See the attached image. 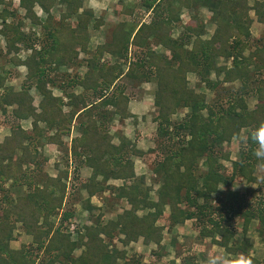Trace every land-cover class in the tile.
Returning <instances> with one entry per match:
<instances>
[{
  "label": "trees",
  "instance_id": "1",
  "mask_svg": "<svg viewBox=\"0 0 264 264\" xmlns=\"http://www.w3.org/2000/svg\"><path fill=\"white\" fill-rule=\"evenodd\" d=\"M248 1L143 0L142 6L153 10L151 20L130 26L121 21L113 26L80 76L59 71L61 66L77 63L79 49L87 52L88 29H99L104 24L101 17L96 18L92 10H81L82 0H19L23 18L39 30L26 33L17 18L18 9L10 1L0 0L4 56L7 63L26 67V83L14 90L4 86L10 69L0 64V111L10 109L15 120L32 119L31 129L14 124L0 142V264H156L165 254L164 231L171 232L187 220H193L199 241L208 238L228 254H242L252 264H263L250 255L252 245L246 234L255 220V230L264 242V166L254 156L256 145L250 139L243 141L234 159L224 149L242 131L247 137L264 122V0H252L251 6ZM58 5L64 9L56 17ZM202 6L213 13L209 22H215L216 28L211 37L202 38L206 23L199 13L174 36L181 8L197 12ZM249 9L263 26L257 38L250 32ZM252 41L254 49L245 55ZM22 50L26 51L24 58ZM104 53L123 62H102ZM218 57L231 58L230 66L217 65ZM189 73L198 77L197 85L214 93L212 103L205 92L189 85ZM123 77L138 84L155 83L154 145L147 152L138 150L121 129L110 130L114 121L121 126L134 117L126 84L119 82ZM32 88L39 97V111L32 103ZM53 88L67 99L53 95ZM251 94L256 99L253 108L247 102ZM181 111L183 115L173 119ZM75 128L78 135L70 139L68 147L63 137ZM114 137L117 144L112 142ZM45 142L63 149L65 166L55 177L37 179L32 170H42L43 162H38L36 146ZM151 152L155 153L156 199L150 195L151 187L144 184V175L135 174L132 159ZM70 160L91 170L81 185L88 192L82 204L85 210L95 208L91 196L109 189L116 198H126L130 208L107 220L100 213L95 221L79 227L73 210L64 208ZM258 167L263 169L259 178ZM109 179L122 183L107 186ZM236 180L257 187L233 190ZM139 209L144 210L142 215L137 214ZM236 218L241 225L239 241L235 240ZM17 223L32 240L13 249L9 243ZM119 234L123 245L141 237L144 244L153 242L157 249L146 262L140 254L126 257L124 251L110 247ZM170 242L175 247L176 237ZM79 248L80 254L75 255ZM175 254L179 263L171 259L167 264H205L204 256L198 261L193 254Z\"/></svg>",
  "mask_w": 264,
  "mask_h": 264
},
{
  "label": "rangeland",
  "instance_id": "2",
  "mask_svg": "<svg viewBox=\"0 0 264 264\" xmlns=\"http://www.w3.org/2000/svg\"><path fill=\"white\" fill-rule=\"evenodd\" d=\"M12 2L13 5H15L16 3H18V0H9ZM117 2L116 4H112V6L110 5L109 7L105 8V9H101L99 11L95 10V17L96 18H102L103 20V16L102 15H106L109 16V19H112V15L114 17V21H116L117 23L121 22V20L123 21H127L130 23L127 24H133V23H138V25L145 21L148 22L151 20V18L153 17V10H149L145 7L142 6L141 1L143 0H114ZM15 3V4H14ZM249 6L252 5V0L248 1ZM17 5V4H16ZM18 8V7H17ZM64 9V7L62 5H58L56 7V9H54L55 11V15L56 17H58V14L60 12V10L62 11ZM91 10L88 6H82L81 10ZM18 19H20L23 22V30L26 33H32V32H37L38 33V29L34 26L30 25V22L28 19H24V13L25 11L23 9H18ZM38 11L37 15H42V13ZM198 15L197 13H199V15L202 16V19L204 20V22L206 23V27H205V31L202 34V38H210L211 35L213 34L215 28H216V24L215 22H209L211 21V17H212V12L210 10H208L205 6L199 7V10L197 12H195V10L192 11H188L186 8H181L180 10V22L179 24H177V29L175 30V35L176 36L178 34L179 31L183 30V25L188 23L189 21H191V17L193 14ZM102 14V15H100ZM123 14V15H122ZM248 15L251 19V27H250V32L253 38H257L262 34V29L263 26L261 23H259L256 19V15L254 13V11L252 9H249L248 11ZM120 20V21H119ZM103 26V25H102ZM100 26L99 29H94L92 26L89 27L88 32L90 35V39H89V43L87 46V52H83L82 50L79 49V53L77 56V59L75 60L77 63L76 64H70V65H64L61 66L62 68L60 69L59 72H64L66 75H73L74 73H79V75H83L86 70H87V66L86 63L87 61L92 57L93 51L95 50V47L104 42L106 40V35H108V33L111 31L112 29V25L109 26L107 29L106 34L103 32V27ZM100 32L102 34H100ZM100 38H97L99 37ZM251 46H249V48H247L244 52L245 55L248 54V52L251 49H254V41L250 42ZM3 44L0 41V45ZM21 56H24V52L20 53ZM6 58L5 56H0V63L3 64L5 62ZM100 60L102 62H108V63H112L114 61L117 60L120 62H123L122 59H118L117 57L115 58V56H111L108 53H104L103 56L100 58ZM217 61V65H222V64H226L227 66H230L231 64V58H229L227 61H224L223 58L218 57ZM7 62V61H6ZM9 64V65H8ZM6 65L12 67L10 69V76L9 79L6 80L4 86H12L14 90H20L21 85H23V83H26V78H25V74H26V68L24 66H15L13 67L12 65H10V63H6ZM264 76V74H263ZM188 80H189V85L191 87H194L196 91H203L207 94V101L210 103L213 102L214 99V93L208 91L205 86L203 84L197 85L199 83V79L195 74H188ZM122 84H125L128 82V80L126 78H121V80L119 81ZM153 81H151V83L147 84V87L145 86L144 89H142L144 84H138V82L135 80L134 83H136L137 88L133 87L131 88L130 86H128V88L126 89V93L128 94L131 102L135 101L137 102V98H142V96H147L145 95L144 91H149V90H154V85L152 84ZM226 86L231 85L232 83H225ZM237 86H239V84H235ZM127 87V85H125ZM151 87V88H150ZM3 87H0V91H2ZM80 91V90H78ZM52 93L53 95L56 96H61L62 99H67L65 94L62 93L60 90H58L57 88H53L52 89ZM148 93V92H147ZM30 94L33 97V105L37 108V111H39L38 109V101H39V97L37 95V92L34 88H32L30 90ZM136 99V100H135ZM147 100V99H145ZM134 102V103H135ZM248 105L250 108H253L255 103H256V99L253 96V94H251V97H249V99L247 100ZM66 109V108H65ZM131 109V108H129ZM10 109H8L7 113H2L0 111V128H2L3 125L5 126H9L10 130L11 127L14 126V124H19L20 122L19 120H15L14 118H12V116L9 114ZM184 111L179 112L177 115H174V118H179L183 115ZM155 114V106L153 104V100L152 97L150 99L149 105L147 104L145 107V110L143 113L138 114L137 118L135 119H127V123L126 125L123 123V125H119L117 121H114L111 125H110V130L113 132L116 130V128L123 130V127H125V131L128 130V135H130V137H139L141 140L139 142V147L142 149H149L152 148L154 145V131H155V127H156V123L153 122L152 117ZM24 123V122H23ZM22 125V124H21ZM24 125V124H23ZM41 127L44 128V124L41 123L40 124ZM10 130H9V134H10ZM244 132V131H243ZM241 133L239 135V137L237 138H233L231 143L225 144L224 145V149H227L231 152V158L234 159L236 157V153L239 149V147L243 144L244 138H245V133ZM8 134V135H9ZM78 135V132L76 131V128L74 129V131H71V134L69 136H64L63 140L64 142H66L68 144H70V139L75 136ZM7 136V135H5ZM4 136V137H5ZM1 138V137H0ZM66 138V139H65ZM4 139V138H3ZM2 139V141H3ZM144 139L146 140L144 143ZM1 141V142H2ZM136 141V140H135ZM112 142L114 144L118 143L117 139L114 137L112 139ZM32 144H36V142H33ZM44 146L46 144H43ZM43 145H37L36 146V150L38 152V162L40 163L45 161L43 163L42 170L37 171L32 170V174L36 175L37 179H44L45 175H49L52 177H55L56 174L64 169V161H63V149L60 147H54L53 150H49V146L46 145L44 148H42ZM226 150V151H227ZM58 151V152H57ZM61 151V152H60ZM55 155L54 157H51V155ZM47 156V158H46ZM154 156L155 153L151 152V153H145V155L142 157V159H139L142 163L145 164V185L146 186H150L151 187V191H150V195L155 199L156 196V189L158 184L156 183V176L154 175L152 168H153V160H154ZM71 159V157H69ZM141 162H135L136 163V171L138 173H141ZM141 163V164H140ZM223 163L226 166H229V162L228 161H223ZM57 164V166H56ZM143 167V166H142ZM85 171H90L91 170H87L85 168L79 169V170H74V168L70 169V174L68 175V178L66 179V184H67V189H66V203L64 208L65 209H72L74 212V221L75 223H77V225L82 226L85 223L84 222H89L88 223H92L94 220V218L97 217L98 214L101 213V211H99L98 209L105 211L106 213H108L109 211H111V209L113 208H119L122 207L123 204L122 203H114L116 202L115 196L113 194H110L107 192L106 193H98L96 194L95 198H93L95 200V204L97 203H101L102 200H108V201H112L111 198H113V201L111 202V204L109 206H105V204H103L102 206H100V208H94L96 209L95 212H93V214L90 215V218H88L89 216H87V213H85L83 210V201H85L88 192L86 191V189H84L81 185L83 184V182L89 177L88 174L84 175ZM72 172V173H71ZM263 174V169L261 167H258L256 170V177H260ZM140 176V174H138ZM11 182L8 181L7 184L5 185L6 187H8L9 183ZM257 187L256 184L253 185H249L248 183H246L245 181H238L234 184V189L238 190V191H245L247 189H249V187ZM220 189H222V187H220ZM110 197V198H109ZM1 199V198H0ZM2 204V202L0 201V205ZM4 204V203H3ZM6 204H4L5 206ZM124 205H126V202L124 203ZM84 212V213H83ZM166 213H168V210H166ZM139 214H141V212L139 211ZM103 219H106L104 217V214H102ZM238 218H236L235 222L236 225H234V227H236L238 223ZM255 223V220H254ZM256 224V223H255ZM255 224H251V228L255 225ZM79 226V227H80ZM238 227V226H237ZM237 231H239V228H236ZM174 233L176 234V238H178V240L176 241L177 244L171 247V242H170V238L172 237V234L174 235ZM253 230H250L248 237L249 240L252 241V249L251 251L253 252L254 255H257L259 258L264 260V244L260 243V240L257 237H253ZM171 234V235H170ZM197 236H198V232L196 231V229L193 226V220H188L186 221L183 225H178L176 227H174L173 232L169 233V231H164V241L163 243L165 244L166 250L164 248V255L161 258V264H167L168 261L170 259H173L174 257L176 258V252H180V253H188V254H198V253H205V260L208 261V254L212 255V256H216L218 254H220V252H216L215 250L212 249V243L210 242V239H205L204 241H198L197 240ZM76 237V233L72 234V238ZM31 236H29L28 234L25 233V231L23 230V228L21 227V224L17 223L16 227L13 231V238L10 240V247L13 249H18L22 244L28 245L31 244ZM140 246L137 245L136 249H140ZM218 249H220L218 247ZM204 250V251H203ZM79 250H76V254H79ZM137 252V251H136ZM150 253V251H149ZM217 253V254H216ZM203 254H200V259L202 258ZM199 258V257H198ZM151 259L150 255H148V257L144 258V262L149 261ZM40 262V261H39Z\"/></svg>",
  "mask_w": 264,
  "mask_h": 264
},
{
  "label": "crops",
  "instance_id": "3",
  "mask_svg": "<svg viewBox=\"0 0 264 264\" xmlns=\"http://www.w3.org/2000/svg\"><path fill=\"white\" fill-rule=\"evenodd\" d=\"M5 1H9V0H5ZM11 2V1H10ZM18 3H14L15 5V7L17 8V9H23L22 7H20L19 6V0L17 1ZM82 2H83V5L84 6H88L92 11H93V13H94V15H95V10H97V11H99V10H101V9H105V8H107V7H109L110 5L112 6V4L114 3V4H116L117 5V2L116 1H114V0H82ZM12 3V2H11ZM24 10V9H23ZM35 10H36V13L38 14V11L37 10H39L40 12H42L41 11V9L38 7V6H36V8H35ZM19 12V11H18ZM100 15H102V14H100ZM123 15V14H122ZM103 16V20H104V24H103V32L106 34V32H107V28L109 27V26H115V25H117L118 23L116 22V21H114V17H113V15H112V19H109V16H104V15H102ZM120 21V20H119ZM121 21H123V20H121ZM124 22H127V21H124ZM127 23H130V22H127ZM126 23V24H127ZM128 26H130V24H128ZM100 34H102L101 32H100ZM100 36L101 35H99V37H97V38H100ZM102 37V36H101ZM0 41H1V43H3V44H1L0 45V56H4V52H5V39H4V37L2 36V35H0ZM157 50L158 51H162L163 49H161L160 47H157ZM21 52H24V56H25V54H26V51L25 50H22ZM21 56V55H20ZM24 56H21L22 58H24ZM7 60H5V68L6 69H11L12 67H10V66H8V65H6V62ZM3 63V64H4ZM1 64V63H0ZM11 65V64H10ZM13 66V65H12ZM18 66H24V65H18ZM13 67H15V66H13ZM25 67V66H24ZM26 68V67H25ZM127 70V66H125L124 65V71H126ZM192 74V73H191ZM148 83H151V82H142L141 84H144L143 85V87H142V89H144L145 88V86L147 87V84ZM126 85H127V87H126V89L128 88V86H130L131 88H137V85H136V83H134V81H128L127 83H125ZM140 84V83H139ZM152 84L154 85V88H155V83L154 82H152ZM151 88V87H150ZM148 92V93H147ZM144 93H145V95H147V96H142V98H137V102H135V101H133V102H131V100L129 101V108H131V109H129L130 110V112L133 114V118L132 117H130V118H128V119H135V118H137V116H138V114H141V113H143L144 112V110H145V107H146V105L148 104L149 105V102H150V99H151V97H152V100H153V93H154V90L152 91V90H149V91H144ZM145 99H147V100H145ZM135 102V103H134ZM31 121H32V119L31 118H28V119H21V120H19V122H20V126L23 128V129H27V130H29V129H31ZM24 122V123H23ZM126 123H127V119L125 120V125H126ZM22 124V125H21ZM24 124V125H23ZM124 126V125H123ZM9 130H10V127L9 126H5V125H3L2 126V128H0V142L2 141V139L4 138V136L5 135H8L9 134ZM125 131V127H123V130H122V127H121V132L126 136V137H128L130 140H132L134 143H135V146H136V148L138 149V150H141V151H143V152H147V149L145 150V149H142V148H140L139 147V142H140V138L138 137H130V135H128V130H126V132H124ZM243 132V131H242ZM243 133H245V132H243ZM116 139H117V142H118V138L117 137H115ZM66 139V138H65ZM136 140V141H135ZM146 140L144 139V141H143V143L145 142ZM146 143V142H145ZM44 144H46V145H48L49 146V150H53V148L54 147H57V145L56 144H54V143H44ZM117 144V143H116ZM45 145V146H46ZM44 145L42 146V148H44L45 147ZM70 146V145H69ZM59 147V146H58ZM58 152V151H57ZM61 152V151H60ZM145 155V154H144ZM55 155H51V157H54ZM142 157L143 156H137V155H135V156H133L132 157V159H133V161H134V169H135V174L137 175V176H139L138 174H140V175H144L145 174V172H146V170H145V164L144 163H142L139 159H142ZM46 158H47V156H46ZM141 162L140 164H141V173H138L137 171H136V163L135 162ZM45 161H43V163H44ZM70 164V166H69V171H70V169H72V168H74V170H79V169H83L84 168V170H85V168L87 169V170H90V168L89 167H87V166H85V165H83V164H80V162H77L76 160H70V162H69ZM143 166V167H142ZM72 173V172H71ZM69 174H70V172H69ZM86 174H88V176L90 175V171H85L84 172V175H86ZM238 181H240V180H236L235 182H234V184L236 183V182H238ZM242 181V180H241ZM244 181V180H243ZM121 183H122V181L121 180H114V179H109L107 182H106V184H107V186H114V187H118L119 185H121ZM144 184H145V177H144ZM234 184H233V186H232V189L233 190H236V189H234L233 187H234ZM157 188H158V186H157ZM107 192L108 193H110V194H113L114 196H115V194H114V192L111 190V189H109V190H107V191H105V192H103V193H106L107 194ZM96 196L95 195H93V196H91V198H90V202H91V204L93 205V206H95V208H100V206H102L103 204H105V206L107 205V206H109L110 204H111V202L113 201V198H111L112 199V201H108V200H102V202L101 203H97V204H95L94 202H95V200L93 199V198H95ZM110 198V197H109ZM153 198V197H152ZM157 197L155 196V199H156ZM96 199V198H95ZM115 199H116V202H114V203H122L123 204V206L122 207H119L118 209L117 208H113V209H111V211H109L108 213H106L105 211H102V210H100V209H98L99 211H101V213H103L104 214V217L106 218V219H104V220H107V219H111V218H113L117 213H119V212H121L122 211V209H124V208H126V209H129L130 208V203L127 201V199L126 198H121V199H119V198H116V196H115ZM126 202V205H124V203ZM106 206V207H107ZM84 209V208H83ZM85 213H87V216H89L88 218H90V215L91 214H93V212H95L96 211V209H94L92 212H89V211H87V210H83ZM139 211L141 212V214H139ZM83 212V213H84ZM144 213V210H142V209H139L138 211H137V214L138 215H142ZM188 221V220H187ZM88 222H89V219H88ZM88 222H84L85 224H90V223H88ZM255 223H256V221H255ZM254 223V221H252L251 222V224H255ZM184 224V223H183ZM183 224H179V225H183ZM237 224H239V225H237L236 226V228H239L240 230L239 231H237L236 232V235H235V240L236 241H239V240H241V238H242V235H241V233H240V231H241V225H240V222L238 221V223ZM250 224V225H251ZM176 226H178V225H176ZM175 226V227H176ZM256 224L251 228V226H249V229H248V232H247V234H246V236H247V238L249 239V237H248V234H249V232H250V230H253V237H257L259 240H260V243L261 244H264V242L259 238V236H258V234H257V231L255 230L256 228ZM174 229V228H173ZM171 232H173V230L171 231ZM171 232H169V233H171ZM171 235V234H170ZM172 236H175L176 237V234L174 233V235L172 234ZM123 236L121 235V234H119V236H117L114 240H113V242H112V245H110V247H115L117 250H120V251H124L125 252V256L126 257H130L132 254H140V255H143V259L144 258H146V257H148V255H150V257H151V254H152V252L153 251H155L156 249H157V247H156V244H154L153 242H151L150 244H148V245H146V244H144L143 243V241H142V238L140 237V238H138V240L137 241H135V242H132V243H130L129 245H123L122 244V242H121V238H122ZM178 240V238H176V241ZM198 240V239H197ZM163 241H164V237H163V240H162V246L165 248V250H166V247H165V244L163 243ZM170 241H171V238H170ZM199 241V240H198ZM251 242V245H252V241H250ZM137 245L138 246H140L139 248L140 249H136V247H137ZM171 245V244H170ZM212 245V249L213 250H215L216 252H220V254H218V255H216V256H212V255H209L208 254V259H209V257H212V258H214L215 260H217L218 262H220V264H233V261L235 262V264H241V262L238 260V257H241V256H244V255H242V254H238V255H231V254H228L225 250H224V248L223 247H221V246H218V245H216V244H211ZM171 247H172V245H171ZM218 247L220 248V249H218ZM251 249H252V247L250 248V250H249V253H250V255L251 256H254V257H256L257 259H259L263 264H264V260L263 259H261V258H259L257 255H254L253 254V252L251 251ZM77 250H79V251H81V249L79 248V249H77ZM137 251V252H136ZM149 251H150V253H149ZM204 251V250H203ZM76 252V251H75ZM79 254H80V252H79ZM200 254H203V256L205 257V253L203 252V253H198V254H193V255H195V256H197L196 258H197V260L198 261H200L201 259H200ZM217 254V253H216ZM75 255H78V254H76L75 253ZM199 257V258H198ZM173 259H175V261H176V263H179V261H180V258L179 257H174ZM118 261H120V262H122L123 260H121V259H117ZM171 260V259H170ZM156 264H161V260L159 261V262H157ZM205 264H208V261H206L205 260Z\"/></svg>",
  "mask_w": 264,
  "mask_h": 264
},
{
  "label": "clouds",
  "instance_id": "4",
  "mask_svg": "<svg viewBox=\"0 0 264 264\" xmlns=\"http://www.w3.org/2000/svg\"><path fill=\"white\" fill-rule=\"evenodd\" d=\"M249 139L256 145L253 153L254 156L260 165L264 166V122H261L258 127L253 129L249 136L245 137L244 142L247 143ZM238 260L241 264H252V260L244 256L238 257ZM208 264H220V262L212 257H209Z\"/></svg>",
  "mask_w": 264,
  "mask_h": 264
},
{
  "label": "built area",
  "instance_id": "5",
  "mask_svg": "<svg viewBox=\"0 0 264 264\" xmlns=\"http://www.w3.org/2000/svg\"><path fill=\"white\" fill-rule=\"evenodd\" d=\"M70 231H71L72 234L74 233V232H73V227L70 228Z\"/></svg>",
  "mask_w": 264,
  "mask_h": 264
}]
</instances>
